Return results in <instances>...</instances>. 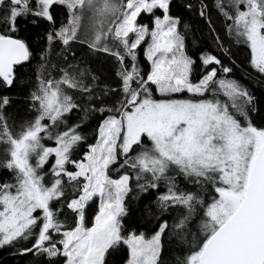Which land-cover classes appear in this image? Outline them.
<instances>
[{"label": "snow or ice", "instance_id": "obj_1", "mask_svg": "<svg viewBox=\"0 0 264 264\" xmlns=\"http://www.w3.org/2000/svg\"><path fill=\"white\" fill-rule=\"evenodd\" d=\"M6 249L264 264V0H0Z\"/></svg>", "mask_w": 264, "mask_h": 264}, {"label": "trees", "instance_id": "obj_2", "mask_svg": "<svg viewBox=\"0 0 264 264\" xmlns=\"http://www.w3.org/2000/svg\"><path fill=\"white\" fill-rule=\"evenodd\" d=\"M208 2L211 4L212 0H208ZM199 23V22H198ZM199 27L201 29L204 28V25L202 23H199ZM28 31L30 34H32L33 36H37V35H42L44 32V27L43 24L41 25H37V26H29ZM225 47L226 48H231L232 53L234 54V59H236V63L240 64L241 61H244L245 58L247 57L248 53H249V49L246 45L244 44H237L235 42H230L228 40L225 41ZM59 51V48H57L54 52H53V62L56 63L58 62V57H57V52ZM221 58L224 60V62L227 64L229 63V59L227 56H221ZM142 62L147 65V61L143 60V57H141ZM38 61H33V66L36 65ZM24 71H28L27 66L25 67ZM250 71V69H249ZM241 75L240 71L237 72V78H239ZM246 75V73H245ZM247 82V81H246ZM189 94H184L183 98H187ZM156 96L159 97V93H156ZM177 97H181V96H177ZM93 143L95 142V140L92 141ZM94 208H96L98 210V200L96 199V204L93 206ZM176 214V212L174 211L172 213V215L174 216ZM143 218V213H138L137 216L135 217V221L137 223H139ZM171 219V218H169ZM151 227V225H150ZM141 231L146 232L147 235L150 236V232L148 231V229H141ZM24 261V264H26V260L27 258H21V257H16L13 256L11 254V250L10 249H6V250H0V264H21V261Z\"/></svg>", "mask_w": 264, "mask_h": 264}, {"label": "rangeland", "instance_id": "obj_3", "mask_svg": "<svg viewBox=\"0 0 264 264\" xmlns=\"http://www.w3.org/2000/svg\"><path fill=\"white\" fill-rule=\"evenodd\" d=\"M176 98H183V97H176ZM185 98V97H184ZM97 200H98V198H97ZM98 203H99V200H98Z\"/></svg>", "mask_w": 264, "mask_h": 264}]
</instances>
